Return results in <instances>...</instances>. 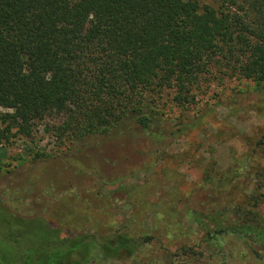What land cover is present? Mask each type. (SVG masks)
I'll return each mask as SVG.
<instances>
[{
	"label": "trees",
	"instance_id": "16d2710c",
	"mask_svg": "<svg viewBox=\"0 0 264 264\" xmlns=\"http://www.w3.org/2000/svg\"><path fill=\"white\" fill-rule=\"evenodd\" d=\"M205 1L0 0V146L57 116L56 133L74 153L123 136L149 157L164 153L171 131L158 119L164 91H173L170 101L181 111L196 103L201 79L211 75L263 92L264 0ZM255 176L239 226L223 224L224 212L206 217L211 246L221 249L226 236L239 235L254 253L264 247V167ZM13 211L0 203V264L110 263L133 258L153 239L127 231L99 242ZM33 227L42 248L32 245ZM178 253L189 261L200 256L189 248Z\"/></svg>",
	"mask_w": 264,
	"mask_h": 264
},
{
	"label": "rangeland",
	"instance_id": "374dc122",
	"mask_svg": "<svg viewBox=\"0 0 264 264\" xmlns=\"http://www.w3.org/2000/svg\"><path fill=\"white\" fill-rule=\"evenodd\" d=\"M199 86L186 111L173 107L172 90L158 100L160 124L171 128L163 154L143 156L123 136L74 153L56 133L57 116L36 124L30 137L13 135L0 146V203L99 242L115 232L151 233L133 258L93 264H264V247L254 253L239 235L226 236L221 249L206 242L213 227L206 217L224 212L223 224L239 226L256 188L255 172L264 167V91L215 75ZM258 211L264 217V205ZM38 233L31 229L32 245L42 248ZM182 248L199 259L178 257Z\"/></svg>",
	"mask_w": 264,
	"mask_h": 264
}]
</instances>
